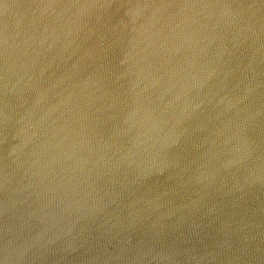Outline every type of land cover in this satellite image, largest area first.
I'll return each mask as SVG.
<instances>
[{"label":"water","instance_id":"obj_1","mask_svg":"<svg viewBox=\"0 0 264 264\" xmlns=\"http://www.w3.org/2000/svg\"><path fill=\"white\" fill-rule=\"evenodd\" d=\"M0 264H264V0H0Z\"/></svg>","mask_w":264,"mask_h":264}]
</instances>
